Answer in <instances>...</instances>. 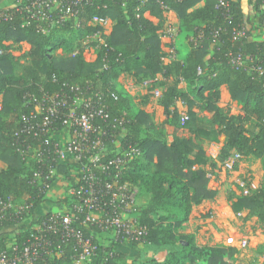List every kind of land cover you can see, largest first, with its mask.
I'll use <instances>...</instances> for the list:
<instances>
[{
    "label": "trees",
    "instance_id": "obj_1",
    "mask_svg": "<svg viewBox=\"0 0 264 264\" xmlns=\"http://www.w3.org/2000/svg\"><path fill=\"white\" fill-rule=\"evenodd\" d=\"M120 1L97 10L86 7L75 20L87 32L102 30L100 26H86L93 14L112 21L108 31L100 34L103 42L99 43L98 39L91 42L96 54L93 60L84 58V46L80 43L72 52L68 40L54 33L56 29L69 28L74 20L46 34L37 30L36 23L23 25L20 13H15L10 20H0V199L30 204L27 215L16 217L13 214L11 216L15 217L1 221L0 249L8 242L21 244L31 239L32 225L43 217L36 215L37 207L44 208L49 200L54 204L66 201L65 195L61 199L60 195H50L55 190L45 187L47 169L31 155L35 148L51 142L52 133L63 129L62 121H55L45 133L31 128L18 138L15 133L27 126L26 120L29 125L40 122L41 116L34 108L43 95L81 94L86 99L98 95L107 116L97 119L96 123L109 133L121 134L123 146L133 145L143 152L142 157L131 162L128 172V179L138 187L139 196H148L145 203L137 205L138 220L148 230L143 244L160 246L179 241L180 245L162 260L151 256L134 258L130 263L125 254L116 251L110 257L107 249L100 246L89 264H236L238 249L235 246L197 245L192 234L180 233L179 228L188 220L193 206L216 195V190L208 186L210 173L203 168L208 163L203 141L213 144L219 161L231 154L251 155L260 160L264 170V73L234 68L230 63L232 57L240 56L245 64L253 62L264 66V40H249L246 30L244 35L234 37L236 30L246 29L250 22L243 12L242 0L230 1L228 19L215 7V0H163L162 4L178 19L179 33L186 34L187 50L179 55L176 45L177 56L165 63L158 33L164 9L156 0H145L139 11H136V0H124L125 7ZM261 1L264 0H247L246 4L258 11ZM199 2L202 5H197ZM145 11L157 20L144 17ZM262 16L259 22L264 27ZM215 28L219 29L217 40L211 35ZM198 30L202 31V36L195 42ZM22 42L29 45L28 50L18 56L12 54V46ZM58 48L61 53L56 52ZM121 74L131 75L135 84L162 76L156 83L157 88L162 89L158 104L166 116L164 123L173 126L170 142L158 129L151 113L136 106L128 89L118 83ZM180 82H184V90L178 88ZM222 86L227 88L238 112L231 113L218 106ZM150 95L152 89L146 98ZM177 100L186 107L183 122L176 108ZM196 109L210 113V118H201ZM66 113L64 110L63 115ZM123 113L128 122L120 132L113 120ZM183 127L188 130V137L177 134ZM22 139L30 147L24 159L17 151ZM53 166L54 182L67 186L68 173L74 175L75 165ZM38 171L41 179L35 177ZM227 198L232 212L248 210L258 221L264 222V183L242 194L229 190ZM155 213L159 214L158 219L153 217ZM130 245L136 248L139 244ZM72 254V243H63L59 255L46 254L32 264H72Z\"/></svg>",
    "mask_w": 264,
    "mask_h": 264
},
{
    "label": "built area",
    "instance_id": "obj_2",
    "mask_svg": "<svg viewBox=\"0 0 264 264\" xmlns=\"http://www.w3.org/2000/svg\"><path fill=\"white\" fill-rule=\"evenodd\" d=\"M136 1L138 2L136 11H139L145 0ZM162 1L156 0V3L164 9L165 16L171 10L162 4ZM230 1L215 0V7L222 10V16L226 19L231 16ZM110 3H117V0H27L23 3L19 0L9 8L0 9V20H10L15 13H20L23 25L36 23L37 30L46 34V27L63 25L68 20L75 21L86 7L97 10L101 7L107 8ZM120 4L125 7L126 2L121 0ZM143 16L155 19L148 11H145ZM173 21L174 26L168 25L161 29L162 35L164 33L165 36L172 38L168 50L170 59L176 56L175 37L179 34V23L175 19ZM109 23L112 22L108 17L91 15L88 25L100 26L102 30L90 32L89 37L102 43L100 34L107 32ZM218 31V28L211 30L214 40ZM244 34L245 29L242 27L234 32V37ZM201 36L202 31L198 30L195 42ZM230 63L234 68L242 67L259 74L264 73V66L253 62L245 64L240 56L232 57ZM200 72L198 68V73ZM34 110L41 116L40 122L29 125V120H26L27 126L24 125L15 133L17 138L30 128L36 129L38 133H45L51 129L55 121H62L64 125L62 130H66L67 133L63 143L57 141L52 133L49 137L51 142L46 141L42 148L32 150L31 155L47 169L44 178L48 183L45 187L49 190L53 187L59 191L58 186L61 183L53 180L56 175L53 164L68 166L74 164V175L68 173L69 183L63 188L66 201L61 202L58 208L47 203L43 208L45 212L42 213V219L32 225L31 239L21 244L8 242L6 247L0 249V264H32L46 254L59 255L61 244L69 242L73 245L72 264H89L100 246L107 249V255L111 257L116 252L114 248L116 243H145L148 230L135 216L138 187L128 179L131 162L142 157L143 152L133 145L123 146L122 138L118 139L121 134L109 133V130L96 123L97 119H105L107 116L101 97L95 95L86 99L81 94L68 96L52 93L43 95ZM64 110L67 111L66 115H63ZM124 115L123 113L113 120L120 132L124 131L128 122ZM24 141L22 139L20 147L17 148L23 159L29 155L30 150ZM35 177L42 178L40 171L35 173ZM29 207L30 204L0 199V223L6 217L8 219L20 214L27 215ZM13 214L15 216H11ZM96 232L109 236V242H100L94 236ZM52 235L57 237L52 238Z\"/></svg>",
    "mask_w": 264,
    "mask_h": 264
},
{
    "label": "rangeland",
    "instance_id": "obj_3",
    "mask_svg": "<svg viewBox=\"0 0 264 264\" xmlns=\"http://www.w3.org/2000/svg\"><path fill=\"white\" fill-rule=\"evenodd\" d=\"M14 1L18 3L19 0ZM173 19L174 18L169 15V13H167L163 19V22L161 23V27L159 28L160 37L163 42L162 49L165 52L163 59L164 62L165 60H172V58L170 59L168 56V54H170L168 53L169 43L172 38L165 36L164 33L162 35L161 29L162 27L168 25L174 26ZM87 24H89V21L86 23V26ZM62 26L64 25L45 27L47 33H49L54 28H60ZM108 26L110 28V23ZM163 29H165V31L167 30V28ZM56 30L58 31L54 33L58 32V36L64 37L63 39L68 40L67 44L73 48L72 52H75L77 44L80 43L82 46H84V58L86 60L95 58L94 48L90 46L92 42V39L89 37L90 32H87L84 27H79L78 21H73L71 24H69V28H60ZM185 35V32H181L175 37L176 45L180 49L179 55L187 51L186 47L184 46ZM59 39L60 38H57V40ZM12 48L15 51L14 54H16V56L21 55L25 51V45L23 44H20L19 46L14 45ZM56 52L61 53V49L58 48ZM129 78H131L133 81L131 85L130 83L127 84ZM119 79L122 80L126 87L121 83L122 86L128 89L130 95L133 98H138L139 100H143L150 89H152V93H154L147 97V102L153 100V97L154 99L155 97H159L162 93V89L157 88L156 83L158 80L146 79L142 82L144 85L142 84L143 86H141V84H135V78L129 74H121L117 79L118 83H120ZM178 88L180 90H184L186 88L184 82H180L178 84ZM178 102L180 101L177 100L176 105ZM156 103L159 105L157 98ZM218 106L226 111H230L231 113L238 112V107L236 103L230 98L229 92L225 86L220 88ZM160 107L163 115L165 116L163 107ZM196 111L201 118H210V113L199 111L197 109ZM185 112L186 107H181V116L183 120L186 119ZM182 118L181 122H183ZM164 119L161 121L158 120L156 125H158V129L165 134L167 141L170 142L172 140L173 126L164 123ZM177 134L184 137H188L190 135L185 127L178 129ZM64 135L66 136L67 133ZM202 145L208 156V163L203 167L210 173V181L208 186L209 188L216 190V195L212 199L203 200L200 204L193 206L194 208L192 209L188 220L182 224V226L179 228V232L183 234L191 233L197 245L225 244L235 246L238 249V252L235 256L236 264H261L264 260V222L258 221L257 217L250 214L248 210H242L239 213L232 212L230 208V201L227 198V192L229 190L234 191L236 194H242L257 187L260 183H264V170L262 168L261 162L258 158H255L251 155L241 157L236 154H231V156H229L224 161H219L217 158V152L214 149L212 143L203 141ZM137 178V183L139 184L140 179L138 175ZM62 187H64V184H60V186H58L59 191L54 192L53 194L51 193V196L55 197L56 195H60V199L64 197ZM147 198L148 196L146 194L138 196V204L141 205L145 203ZM60 204L61 203L57 202L53 207L58 208L61 206ZM206 213H209V215H205ZM158 215V213H155L153 217L158 219ZM135 216L138 218L137 212ZM177 245H180L179 241L175 242L174 244H162L160 246H156L151 243L139 244L136 248H133L129 254H127V257L130 261L134 258L145 259L146 257L151 256L155 257L157 260H162L168 254V252ZM130 261H127V263Z\"/></svg>",
    "mask_w": 264,
    "mask_h": 264
},
{
    "label": "crops",
    "instance_id": "obj_4",
    "mask_svg": "<svg viewBox=\"0 0 264 264\" xmlns=\"http://www.w3.org/2000/svg\"><path fill=\"white\" fill-rule=\"evenodd\" d=\"M247 0H242V3H241V6H242V9H243V12H246L247 13V16L249 17V21L248 24H247V27H245L246 29V34L247 35V38L249 40H256V41H263L264 40V27L260 25V18L263 17L262 15H264V1H261L260 3V7H259V10L256 11V10H251L250 8L247 7ZM14 4H16V2L14 0H0V9H3V8H9L11 6H13ZM197 5H202V2H199ZM169 13V15H171L175 20L178 21L175 13L173 11H169L167 12ZM166 16V14H165ZM164 16V17H165ZM152 20V19H151ZM157 19L155 18L154 20L152 21H156ZM112 22V21H111ZM111 25V24H110ZM162 41V40H161ZM163 43V42H162ZM21 44L25 45V51L28 50L29 48V45L25 42H22ZM15 51L13 50L12 51V54H14ZM95 53V52H94ZM16 55V54H14ZM95 59V58H94ZM93 60V59H91ZM169 61L168 60H165V63H168ZM157 78H160L162 79V76H158ZM157 78H154V79H149V80H159ZM119 82L123 84L122 80L119 79ZM130 85L133 83L132 79L129 78L128 80V83ZM144 83H141V86H143ZM124 85V84H123ZM125 86V85H124ZM126 87V86H125ZM132 93V92H131ZM154 93V92H153ZM152 93V94H153ZM131 96V95H130ZM158 96V95H157ZM161 96V94H160ZM159 96V97H160ZM153 97V96H152ZM159 97H154L152 98L153 100H151L150 102H147V98L145 97L143 100H139L138 98H132L134 104L138 107H140L141 109L145 110L146 112L148 113H151L152 115V118H153V121L155 122H158V120H163L164 118H166L163 113H162V110H161V107L159 105H157L156 103V98L158 100ZM135 100V101H134ZM181 107H183V105L178 102L177 105H176V108L178 109V111L181 113ZM165 120V119H164ZM66 133V130H60V131H56L53 133V137L59 141L60 143H63L64 140L66 139V136L64 135ZM118 139H121V137L119 136ZM55 191L54 192H57V189H54ZM53 193V192H52ZM51 195V194H50ZM54 200H56L54 198ZM48 204H51V206L53 207L55 204H52L50 203L49 201H47ZM46 203V204H47ZM194 208V207H193ZM192 208V209H193ZM43 213V207H37V210H36V215L39 216L40 214ZM28 218V217H27ZM29 221V219H27V222ZM89 230V229H88ZM188 234H191V233H188ZM94 236L100 241V242H106L108 243L109 240H110V237L109 236H105L104 234L102 233H99V232H96L94 234ZM10 238V237H9ZM138 246V245H137ZM114 248L117 252H121L123 254L126 255V261H130L128 260L129 258L127 257V254L130 253V251L133 250V247L129 244V243H126V242H119V243H116L114 244ZM131 262V261H130ZM129 262V263H130Z\"/></svg>",
    "mask_w": 264,
    "mask_h": 264
}]
</instances>
